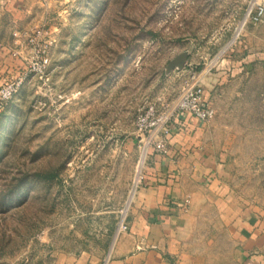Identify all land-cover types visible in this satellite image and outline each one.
I'll list each match as a JSON object with an SVG mask.
<instances>
[{"label": "rangeland", "instance_id": "rangeland-1", "mask_svg": "<svg viewBox=\"0 0 264 264\" xmlns=\"http://www.w3.org/2000/svg\"><path fill=\"white\" fill-rule=\"evenodd\" d=\"M258 1L29 2L32 23L12 33L42 29L49 64L29 71L39 48L12 35L11 54L23 63L0 85L27 74L0 110V264L108 263L141 186L133 190L136 114L150 104L161 110L192 79L232 154L234 192H264V130L249 125L246 110L264 105ZM185 50L184 66L166 71Z\"/></svg>", "mask_w": 264, "mask_h": 264}, {"label": "crops", "instance_id": "crops-1", "mask_svg": "<svg viewBox=\"0 0 264 264\" xmlns=\"http://www.w3.org/2000/svg\"><path fill=\"white\" fill-rule=\"evenodd\" d=\"M31 1L0 0V82L23 63L11 54V33L32 23ZM246 110L249 125L264 130V105ZM173 124L168 152L149 157L107 264H264V192H234L232 154L215 119L186 115Z\"/></svg>", "mask_w": 264, "mask_h": 264}, {"label": "built area", "instance_id": "built-area-1", "mask_svg": "<svg viewBox=\"0 0 264 264\" xmlns=\"http://www.w3.org/2000/svg\"><path fill=\"white\" fill-rule=\"evenodd\" d=\"M256 3L252 15V19L255 21L264 15V0ZM12 35H21V38H24V45L29 42L32 47L39 48L40 52L38 50V54L30 56L29 71L43 74L49 64L47 45L51 43V41H49L47 44V42L43 40L44 31L40 28L24 31L17 29ZM26 74L27 72L13 80L9 79L6 83L0 85V110L17 92ZM214 114V108L204 97L203 86L194 79L190 80L180 90L176 98L161 110H157L154 104H150L144 109H141L136 114L134 121L136 137H138L139 145L141 146V164L134 179L133 190H135L139 184L141 185L143 181V164L149 154L151 152H156L158 154H166L168 152L169 136L175 128L173 123L176 122V120L182 119L186 115H192L201 122H208L213 118ZM127 208L128 205L126 206V210ZM126 219L127 215L126 211H124L117 225L116 236L128 229V221ZM111 250L112 248L109 249L108 254H110ZM102 264H107V261H104Z\"/></svg>", "mask_w": 264, "mask_h": 264}, {"label": "water", "instance_id": "water-1", "mask_svg": "<svg viewBox=\"0 0 264 264\" xmlns=\"http://www.w3.org/2000/svg\"><path fill=\"white\" fill-rule=\"evenodd\" d=\"M188 53L189 51L185 50L172 58L166 66V71H169L173 68H182L186 62Z\"/></svg>", "mask_w": 264, "mask_h": 264}, {"label": "bare ground", "instance_id": "bare-ground-1", "mask_svg": "<svg viewBox=\"0 0 264 264\" xmlns=\"http://www.w3.org/2000/svg\"><path fill=\"white\" fill-rule=\"evenodd\" d=\"M140 163H141V159L139 160V164H138V165H140ZM111 248H112V246H111ZM111 248H110V249H111Z\"/></svg>", "mask_w": 264, "mask_h": 264}]
</instances>
